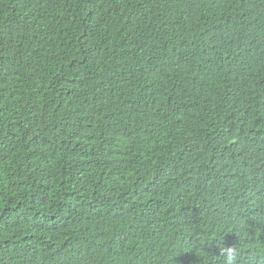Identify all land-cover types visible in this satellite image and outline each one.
Returning a JSON list of instances; mask_svg holds the SVG:
<instances>
[{
    "label": "trees",
    "instance_id": "16d2710c",
    "mask_svg": "<svg viewBox=\"0 0 264 264\" xmlns=\"http://www.w3.org/2000/svg\"><path fill=\"white\" fill-rule=\"evenodd\" d=\"M0 132V264H264V0H0Z\"/></svg>",
    "mask_w": 264,
    "mask_h": 264
},
{
    "label": "clouds",
    "instance_id": "9594fccd",
    "mask_svg": "<svg viewBox=\"0 0 264 264\" xmlns=\"http://www.w3.org/2000/svg\"><path fill=\"white\" fill-rule=\"evenodd\" d=\"M211 30H212V27L210 29V33H211ZM208 37H207L208 40L206 39L207 41L206 40L200 41V43L196 45L195 50L201 51L202 48H205L211 36H208ZM2 134L3 132H0V136ZM23 144H24V141H18L16 145H12L10 147H8L10 144H1L0 145V159H6L8 158V155L10 154H14L17 158L18 155L26 156L34 152L35 145H33L29 149H22ZM228 231L229 232L243 231V226L234 227L233 229H229ZM259 251L264 252V248H259ZM220 255L223 257L222 264H241V254L237 247L222 248L220 249ZM256 256H257L256 251H253L250 257V261L252 262V264H255Z\"/></svg>",
    "mask_w": 264,
    "mask_h": 264
}]
</instances>
